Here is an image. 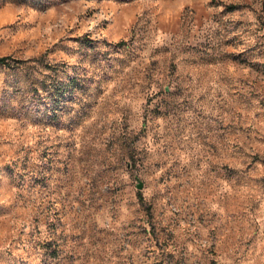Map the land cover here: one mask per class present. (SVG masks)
I'll return each mask as SVG.
<instances>
[{"label": "rangeland", "instance_id": "rangeland-1", "mask_svg": "<svg viewBox=\"0 0 264 264\" xmlns=\"http://www.w3.org/2000/svg\"><path fill=\"white\" fill-rule=\"evenodd\" d=\"M0 57V264H264V0H0Z\"/></svg>", "mask_w": 264, "mask_h": 264}, {"label": "trees", "instance_id": "trees-1", "mask_svg": "<svg viewBox=\"0 0 264 264\" xmlns=\"http://www.w3.org/2000/svg\"><path fill=\"white\" fill-rule=\"evenodd\" d=\"M122 42H119L117 44H121ZM6 57H0V65L9 66V63L6 61Z\"/></svg>", "mask_w": 264, "mask_h": 264}, {"label": "water", "instance_id": "water-1", "mask_svg": "<svg viewBox=\"0 0 264 264\" xmlns=\"http://www.w3.org/2000/svg\"><path fill=\"white\" fill-rule=\"evenodd\" d=\"M140 187H141V185H140V184H138V185H137V188H140Z\"/></svg>", "mask_w": 264, "mask_h": 264}]
</instances>
